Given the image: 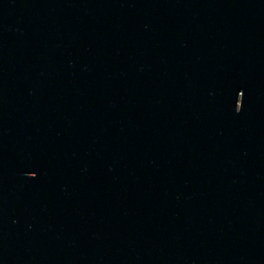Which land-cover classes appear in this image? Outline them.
Wrapping results in <instances>:
<instances>
[{"label":"water","instance_id":"95a60500","mask_svg":"<svg viewBox=\"0 0 264 264\" xmlns=\"http://www.w3.org/2000/svg\"><path fill=\"white\" fill-rule=\"evenodd\" d=\"M0 264H264V0H0Z\"/></svg>","mask_w":264,"mask_h":264}]
</instances>
